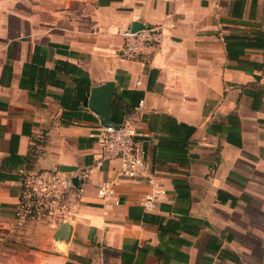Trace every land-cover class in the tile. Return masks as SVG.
<instances>
[{
    "label": "crops",
    "instance_id": "obj_1",
    "mask_svg": "<svg viewBox=\"0 0 264 264\" xmlns=\"http://www.w3.org/2000/svg\"><path fill=\"white\" fill-rule=\"evenodd\" d=\"M134 24L163 32L138 61L120 56ZM58 61L82 69L89 92L143 93L124 121L167 193L156 211L140 183L97 195L114 177L94 167L100 118L73 110V75L47 74ZM40 170L76 185L30 220L21 173ZM159 220L175 224L162 233ZM64 223L69 239L55 240ZM0 264H264V0H0Z\"/></svg>",
    "mask_w": 264,
    "mask_h": 264
},
{
    "label": "built area",
    "instance_id": "obj_2",
    "mask_svg": "<svg viewBox=\"0 0 264 264\" xmlns=\"http://www.w3.org/2000/svg\"><path fill=\"white\" fill-rule=\"evenodd\" d=\"M122 39L120 56L130 60H143L154 55L162 41L161 25H140L136 31L128 27L119 33ZM142 107L140 101L136 109ZM137 132L127 122L114 128H101L96 137L99 152L94 162L96 169L113 164L114 177L97 187L101 198H114V185L117 181L136 182L149 188L143 197L141 207L146 212H154L157 206L167 201V193L157 181L148 161L147 151L137 140ZM82 173V180L87 178ZM21 182L27 199L20 210L22 216L36 213L38 217L58 211L68 194L75 188L72 178L60 176L53 170L22 172ZM119 202L115 201L117 205ZM44 211V212H42Z\"/></svg>",
    "mask_w": 264,
    "mask_h": 264
},
{
    "label": "trees",
    "instance_id": "obj_3",
    "mask_svg": "<svg viewBox=\"0 0 264 264\" xmlns=\"http://www.w3.org/2000/svg\"><path fill=\"white\" fill-rule=\"evenodd\" d=\"M255 0H252V3ZM257 46V45H256ZM33 60H35V54L33 57ZM57 72H63L64 74H72L74 77L75 82V88H74V95L75 99V106H72L73 110L77 109L78 105L82 103L85 95L89 92L90 89V82L87 77V74L80 69L79 67L73 66L65 61H58L55 65V67L52 70L47 71V74L49 77L54 76ZM44 81V80H43ZM30 90V89H29ZM65 93L67 94V90H65ZM64 93V96H65ZM143 97V93L137 92V91H125L123 93H115L112 102H111V115L110 119L112 123L116 125H121L124 122V117L134 108L137 107L138 103L141 101ZM57 98V97H55ZM60 104L63 106L65 102L63 101V97L60 96L57 98ZM132 101V103H131ZM126 103V104H125ZM128 105V106H127ZM229 119V118H228ZM184 126V125H183ZM187 127V126H185ZM190 128L191 133L194 132V128ZM175 191L177 193V199L187 203L189 201V191L186 184L179 185L175 184ZM184 216H188L187 212L185 211L183 213ZM145 216V215H144ZM148 217H144V220H147ZM188 221L192 222V219H188ZM159 225L160 232H167L169 229V226L174 225V222L167 221L164 225H162V221H157ZM170 230H173L170 229Z\"/></svg>",
    "mask_w": 264,
    "mask_h": 264
},
{
    "label": "water",
    "instance_id": "obj_4",
    "mask_svg": "<svg viewBox=\"0 0 264 264\" xmlns=\"http://www.w3.org/2000/svg\"><path fill=\"white\" fill-rule=\"evenodd\" d=\"M140 28V25L134 24L132 31H136ZM114 94V84L105 83L104 85L91 89L90 92L85 96L82 102L81 109H88L95 112L99 118L103 128H114L117 129L118 125L112 123L110 119L111 115V98ZM74 184L76 185L75 180ZM71 228L68 224L64 223L53 235L55 240L66 241L69 239Z\"/></svg>",
    "mask_w": 264,
    "mask_h": 264
},
{
    "label": "rangeland",
    "instance_id": "obj_5",
    "mask_svg": "<svg viewBox=\"0 0 264 264\" xmlns=\"http://www.w3.org/2000/svg\"><path fill=\"white\" fill-rule=\"evenodd\" d=\"M42 212H44V211H42ZM41 214H43V213H41ZM41 214L39 216H41ZM38 218H40V217H38V215L36 213L30 214V216L28 217V219H30V220H37Z\"/></svg>",
    "mask_w": 264,
    "mask_h": 264
}]
</instances>
